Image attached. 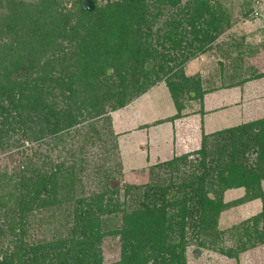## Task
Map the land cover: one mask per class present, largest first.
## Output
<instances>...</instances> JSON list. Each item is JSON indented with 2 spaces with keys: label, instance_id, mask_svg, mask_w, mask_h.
Masks as SVG:
<instances>
[{
  "label": "trees",
  "instance_id": "1",
  "mask_svg": "<svg viewBox=\"0 0 264 264\" xmlns=\"http://www.w3.org/2000/svg\"><path fill=\"white\" fill-rule=\"evenodd\" d=\"M84 1L0 0V152L11 146L21 148L27 140L43 142L52 135H70L69 128L77 127L85 118L102 115L108 107L121 108L160 80L165 79L173 91L176 60L183 64L192 52L207 51L226 21L224 14L210 10L206 0H184L181 6V0H91L92 12L83 9ZM148 10L153 20L159 17L155 25L162 19L164 33L161 31L160 36L153 32ZM176 18L199 22V29L189 30L192 42L174 40ZM77 100L82 109L71 110L70 104ZM209 139L204 141L210 148L203 144L201 160L192 168L198 171L185 174L181 185L184 196L178 201L184 206L183 216L203 237L199 244L206 247L205 243L212 244L219 237L218 220L231 206L223 200L226 190L245 189V195L232 205L258 198L263 202L262 211L242 225L236 245L227 251L220 248L230 256L264 244L260 184L264 180V119L213 133L214 145ZM36 158L24 155L18 174L0 173V219L5 227L0 226V234L6 230L12 237L11 249L0 245V264H100L97 252L106 235H119L129 243L131 250H122L118 264H149L151 256L142 251L146 245L154 253L171 250L169 264L181 259L175 250H183L188 244L182 237L178 243L169 244L164 233H157L160 245L153 248L154 242L149 240L155 236L146 233L157 228L171 202L164 200L160 207L123 215L120 227L114 224L116 218L112 222L102 218L108 211L104 206L113 204L111 199L104 201L105 193H117V188L109 185L110 179L109 190L105 184V189L86 200L74 198V217L66 235H50L48 240L31 244L25 230L29 225L25 215L33 209L31 205L38 202L41 191L54 192L55 182L64 190L58 194L60 200L66 201L71 192L65 189L72 184L67 174L59 178L61 168L45 171L44 160ZM68 168L72 176L74 166ZM4 182L10 185H2Z\"/></svg>",
  "mask_w": 264,
  "mask_h": 264
},
{
  "label": "rangeland",
  "instance_id": "2",
  "mask_svg": "<svg viewBox=\"0 0 264 264\" xmlns=\"http://www.w3.org/2000/svg\"><path fill=\"white\" fill-rule=\"evenodd\" d=\"M206 1L210 10L224 14L226 21L222 22L221 32L207 51L195 55L192 52L183 64H179V58L176 64L172 63L177 73L176 77H171L175 82L173 91L165 79L160 80L132 96L121 108L108 107L100 113L102 115L83 118L77 127L69 128L70 135H52L43 142L27 140L21 148L11 146L0 152V173L18 174L24 155H27L31 160L37 161L36 157L44 160L45 171L61 168L59 178L67 174L72 183L70 189L65 187V192H71L66 201L60 200L58 194L64 190L55 182L54 192L41 191L38 202L31 205L33 209L25 215L29 223V229L25 230L31 244L57 234L66 235L74 217V198L86 200L90 194L101 192L102 187L105 189V184L107 190L110 179L112 182L108 183L117 188V193H105L104 201L111 199L113 204L112 207L104 206L108 211L103 212L102 218L111 222L116 218L114 224L118 227L124 222L123 215L160 207L164 200L171 202L157 228L148 227L146 233L153 236L164 233L169 244L178 243L181 237L188 242L183 250H175L177 258L181 256L175 264H264V244L230 256L220 251V248L231 250L242 233L244 222L262 211L260 198L232 205L245 195V189L226 190L223 200L231 206L218 220L219 237L212 244L205 243L206 247L199 244L203 237L190 226L188 217L183 216V204L181 207L178 203L184 196L181 185L185 174L198 171L192 168L201 160L203 144L209 146L204 141L206 137H210L214 145L213 133L264 119V0ZM179 4L183 5L184 0ZM151 15L149 12L153 32L160 36L162 19L155 25L159 17L155 21ZM175 22L178 31L175 32L177 39H173L181 43L193 41L191 27H201L194 19L176 18ZM158 42L162 44V40ZM69 89L74 93L73 88ZM63 93L66 95L67 91ZM63 100L58 98L60 104ZM79 102L71 103V110L82 109ZM71 164L74 166L72 176L68 168ZM260 184L264 195V180ZM2 185L8 187L10 183ZM0 226L5 229L1 219ZM11 239L5 230L0 234L1 247L11 249ZM151 242H154L153 248L160 245L156 236L150 238ZM128 244L119 235L104 236L97 252L100 264L120 263L122 250H131ZM150 250L147 245L142 250L144 255L151 256L149 264H169L171 250L158 253ZM2 256L0 253V262Z\"/></svg>",
  "mask_w": 264,
  "mask_h": 264
},
{
  "label": "water",
  "instance_id": "3",
  "mask_svg": "<svg viewBox=\"0 0 264 264\" xmlns=\"http://www.w3.org/2000/svg\"><path fill=\"white\" fill-rule=\"evenodd\" d=\"M83 9L87 12H92L94 10V3L91 0H85L83 2Z\"/></svg>",
  "mask_w": 264,
  "mask_h": 264
}]
</instances>
